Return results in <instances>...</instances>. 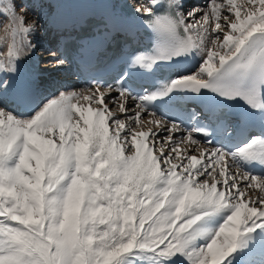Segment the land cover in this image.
Masks as SVG:
<instances>
[{
    "label": "snow or ice",
    "instance_id": "snow-or-ice-1",
    "mask_svg": "<svg viewBox=\"0 0 264 264\" xmlns=\"http://www.w3.org/2000/svg\"><path fill=\"white\" fill-rule=\"evenodd\" d=\"M134 11L153 46L127 54L115 85L58 90L21 112L27 90L12 76L42 24L26 26L12 0L0 5L11 36L0 52V264H264V170L250 167L264 169V0L187 12L183 0H151ZM188 58L193 72L135 92V72ZM178 95L242 103L246 139L228 147L207 126L157 112ZM236 130L224 121L225 136Z\"/></svg>",
    "mask_w": 264,
    "mask_h": 264
},
{
    "label": "bare ground",
    "instance_id": "bare-ground-1",
    "mask_svg": "<svg viewBox=\"0 0 264 264\" xmlns=\"http://www.w3.org/2000/svg\"><path fill=\"white\" fill-rule=\"evenodd\" d=\"M120 1L121 0H86V4L89 5L90 9L97 15H112L113 12L119 13L117 7ZM131 1H136V3L147 4V0H140V2H138L137 0ZM8 2L9 0H0V5L7 4ZM12 2L15 3L16 10L19 9L17 11L18 15H25L26 20L29 18H32V21H34V19H38L39 22L42 24L41 29L49 27L50 33L56 32L60 39L72 35L74 32L75 25L78 22L79 10L78 3L76 2V0H45L42 5L37 3V0H12ZM20 2H26L27 6L21 4ZM186 2L187 0H183L184 6L186 5ZM21 7H26L27 13L20 12ZM37 8H39V10L36 12ZM84 9H86L85 6ZM56 20L58 21V24L55 23ZM32 21H26V26L31 25ZM50 33L49 36L51 35ZM10 39V33L5 31L4 26H0V52H6V41H9ZM30 39H32L33 43H35L37 47L30 54L23 56L19 60L17 72L14 76H12L13 81L14 79H17V82H20L25 86H30L31 83L35 82V80L38 78L39 73L43 71L41 69H38L36 61V50L38 49L40 42H38L37 39H34V37H30ZM56 48L58 49V46ZM47 57L52 56H45V58ZM128 102H130L129 104L134 103L133 100H129ZM109 106L111 107V105ZM117 114L120 113L117 112ZM185 151H191V149H185L183 146H181V152L183 153Z\"/></svg>",
    "mask_w": 264,
    "mask_h": 264
},
{
    "label": "rangeland",
    "instance_id": "rangeland-1",
    "mask_svg": "<svg viewBox=\"0 0 264 264\" xmlns=\"http://www.w3.org/2000/svg\"><path fill=\"white\" fill-rule=\"evenodd\" d=\"M241 2V0H238V3H240ZM208 4V2H206V3H199V4H193V5H191L190 7H191V9L192 8H200V9H202L205 5H207ZM39 10V8H37L36 9V12ZM49 28V27H48ZM47 28H45V29H40L41 31L40 32H38L39 34H37V35H35L34 36V39H37V41L38 42H40V45H44L45 43H46V39L44 38V30H46ZM43 30V31H42ZM49 30H50V28H49ZM42 35H41V34ZM49 33H50V31H49ZM49 33H48V36H49ZM38 36H40V37H38ZM40 45H39V47H38V49L36 50V55H38V53H45V55H43V57L42 58H44L45 59V61L47 62V61H49L50 63H52L51 61H53L54 59H55V57H53L51 54H49V53H52V51L51 52H49L48 50H46L45 48H43L42 49V52H41V50H40ZM52 56V57H47V58H45V56ZM53 60H52V59ZM36 61H37V59H36ZM42 66L44 67V63L42 64ZM51 66V67H50ZM49 66V68L47 69L51 74H55L56 73V70H54V66L53 65H50ZM43 67L42 68H38V69H41V70H43V71H41V76H39V79L41 80V81H43V80H45V79H47V81H48V73H47V71L46 70H44L43 69ZM46 73V74H45ZM38 79V78H37ZM41 87V86H40ZM40 94H41V91H40Z\"/></svg>",
    "mask_w": 264,
    "mask_h": 264
}]
</instances>
